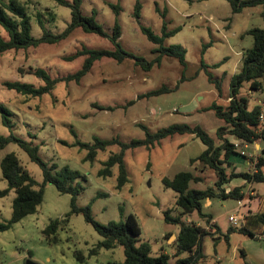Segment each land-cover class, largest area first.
<instances>
[{
  "label": "rangeland",
  "instance_id": "374dc122",
  "mask_svg": "<svg viewBox=\"0 0 264 264\" xmlns=\"http://www.w3.org/2000/svg\"><path fill=\"white\" fill-rule=\"evenodd\" d=\"M8 1L0 0L1 3ZM18 2L29 16L33 38L42 36V27L56 35L70 23V10L54 0ZM136 3L140 6L139 19L133 16ZM113 6L119 7L117 15ZM261 11L258 6L234 15L225 0H82L84 16L93 17L108 35L117 23L123 50L147 63L157 57L154 53L157 46L146 39L141 29H150L154 35L161 36L165 25L171 36L163 46L182 47L185 64L181 65L175 58L163 57L160 65L146 70L145 65H138L132 59L118 63L103 58L94 63L79 83H58L48 95L30 98L8 90L4 84L19 82L38 88L43 82L32 74L35 69L46 71L52 79L63 78L80 70L85 58L80 56L68 61V57L84 48H114L109 39L77 29L58 44L7 51L0 57V104L11 113L9 118L13 127H4L0 120V136L12 134L37 146L40 158L52 168L55 176L66 167L77 172L79 177L68 183L80 189L78 207L89 206L93 219L102 225L123 222L128 215H133L140 228L138 243L149 244L153 257L165 253L172 264L178 228L164 222V212L169 210L171 217H177L181 212L176 206V193L166 189L162 180H171L176 174L189 171L203 178L202 183H192L191 188H209L211 182L216 181L214 173L210 170L200 173V165L190 164V160L198 157L205 147L191 135H175L162 140L152 150H128L124 156L128 182L119 190L117 167L111 169L108 177L98 176L103 164L119 152V147L112 145L98 151L90 163L84 160L87 151L81 150L79 144L90 145L96 139L129 143L145 138L142 127L155 133L172 125L199 126L218 143L217 129L225 123L213 112L203 110L212 102L227 104L231 78L240 72L243 54L253 45L247 32L264 27ZM0 39L7 40L1 27ZM215 83L221 87L220 97ZM176 85L178 89L174 92L146 97L151 91ZM240 94L248 98L251 108L263 98L264 91L251 90L244 84ZM260 144L264 146L263 142ZM11 153L32 179L41 184L40 168L17 145L9 144L0 149V162ZM237 161L240 163L241 159L237 158ZM250 168L255 170L253 165ZM6 187L0 170V191ZM255 188L257 192H264L262 184H255ZM70 198L68 194L57 192L53 184H46L36 212L0 233V264H25L27 260L35 264H123L121 247L101 250L97 255L89 254L101 238L82 215L69 217L68 224L57 232L56 243L44 236L43 231L50 222L68 214ZM13 199V193L0 198V223L9 221ZM236 208L237 202L233 199H215L212 207L204 208L203 212L217 218L218 226L224 227L229 224V215L237 212ZM248 239L234 235L230 245L235 246V252L231 249L226 253L227 246L222 238L215 243L204 238L203 264H251L254 259L240 255L245 248L244 241ZM254 240L264 256V239ZM76 253L85 261L76 260Z\"/></svg>",
  "mask_w": 264,
  "mask_h": 264
},
{
  "label": "trees",
  "instance_id": "16d2710c",
  "mask_svg": "<svg viewBox=\"0 0 264 264\" xmlns=\"http://www.w3.org/2000/svg\"><path fill=\"white\" fill-rule=\"evenodd\" d=\"M58 5L67 7L70 10V23L59 34L53 35L45 31L40 38H33L30 34L29 16L25 8L19 4L18 0H9L8 3L0 2V27L6 32L7 40L0 39V57L7 51L27 50L37 48L41 44H58L67 39L75 30L80 29L86 34H94L109 39L114 50H88L86 48L76 54L68 57L72 61L80 56H84L83 64L76 73L59 79H52L50 75L42 70L35 69L32 74L39 78L43 85L35 88L29 84L19 82H6L4 86L8 90H13L21 96L30 98H41L51 93L58 83L76 82L79 83L84 78L95 62L103 58L112 59L118 63L125 59H132L136 64L146 66V70L154 65H160L163 57L175 58L181 65L185 64V50L180 46L165 48L164 41L171 36L166 32L163 25L161 36L154 35L150 29L142 28L141 32L146 39L157 46L154 53L157 57L147 63L144 59L134 56L123 50L119 43L120 27L114 24L110 35L104 32L102 27L97 24L93 17H86L81 12L82 0H54ZM232 14H239L244 9H250L260 6L262 8L261 17L264 23V0H225ZM115 14L119 12L118 6L112 7ZM134 18L139 19L140 6L136 3L133 13ZM253 39V45L248 49L241 59V68L238 74L233 75L228 90V101L226 105L212 102L210 106L203 111H211L215 117L225 123V126L217 129L216 143L199 126L172 125L167 128L150 133L146 128L144 130L145 138L143 140H132L129 143H122L117 139L110 141L95 140L93 144H79L81 150H86L85 161L92 163L98 151H104L106 148L116 145L119 152L110 156L103 164V168L98 172L100 177H108L111 169L117 167V189L128 182L127 171L125 168L124 156L128 150L144 148L152 150L164 139L175 135H191L199 140L205 147L202 153L195 159L190 160V164L200 165V173L210 170L214 173L216 181L213 187L205 190L191 188L192 183H202L203 178L199 175H193L191 172H180L171 180L164 178L163 186L166 189L174 191L177 195L176 206L180 209V215L171 217L170 211L164 212V222L174 225L178 228L176 240L174 242L175 261L173 264H203L205 255L203 253L202 241L204 238H214L218 236L224 240L227 246L230 245V236L232 234L240 235L249 239L264 238V196L261 197L260 209L256 214H251L247 210L244 223L240 226H230L226 233H221L218 226L210 225L212 219L210 215L203 213V206L206 199H233L236 202L245 198L242 188H233L228 193L222 188L230 180L242 179L247 184H264V149L256 159L255 170L245 173L235 174L233 171L227 174V166L230 165L229 158L236 154V143L239 146H248L254 142L264 143V133H257L259 107L255 105L250 108L248 98L240 94L244 84L254 91H264V27L262 29H251L247 32ZM207 47L203 48V52ZM216 66V65H215ZM178 89L161 87L146 94V97H156L162 94H168ZM217 95L222 94L221 87L215 83ZM10 112L0 104V120L4 127L11 129L13 127L10 120ZM233 139L235 142H230ZM9 144L17 145L29 158L36 164L42 172V183L37 184L29 173L25 170L19 159L13 154H6L0 162V170L3 180L6 182V189L0 191V198L14 194L12 202V213L9 221L0 223V233L9 230L12 225L20 222L23 218L36 212L43 200L44 188L46 184H53L60 194L70 195V210L61 220H54L44 229V236L51 242H57V232L61 226L68 224L69 217L72 215H82L84 221L91 225L101 240L89 252L90 255H97L101 250H114L117 247L123 249V264H170L169 256L160 253L158 256H151V248L147 243H138L140 235L139 225L133 215H128L122 222H111L102 225L96 222L90 211V207H78L77 198L80 189L72 186L68 181L73 182L79 177L77 172L69 170L67 167L62 169L56 176L52 174V168L49 167L39 156V148L31 142L19 139L10 134L6 137L0 136V149ZM241 156V155H240ZM243 157V156H241ZM247 205V204H246ZM197 215L200 219H206L205 227L198 226L194 221L187 222L186 218ZM76 260L84 262V257L75 254Z\"/></svg>",
  "mask_w": 264,
  "mask_h": 264
},
{
  "label": "crops",
  "instance_id": "0c3cea01",
  "mask_svg": "<svg viewBox=\"0 0 264 264\" xmlns=\"http://www.w3.org/2000/svg\"><path fill=\"white\" fill-rule=\"evenodd\" d=\"M229 140H230V142H235L233 139L229 138ZM260 143L261 142H259V141L258 142H254L253 144L248 145L247 148H243V146H239L240 148H238V150H236V154L237 155H233V156L234 157L236 156L237 158H240L241 162L239 163V161H237V158L235 160H233L234 158H233V156H231L229 158L230 165L227 166V170H226L227 174L229 175V173L232 172V171L235 174L245 173L247 171H250L251 170L250 167H251L253 161L260 156L262 149H264V146H262ZM244 150H247L246 153H245ZM241 151H243L245 153V155H242ZM240 155L243 156V157H241ZM243 165H244V168H241V166H243ZM211 183H212V185H210L209 187H213V182H211ZM262 185L264 187V184H262ZM238 187L242 188V192L245 195V198L242 200V201H245V204H247L246 208H245V211L248 212L247 210H250L252 215L256 214L259 211V209H260L261 197L264 196V192H260V191L257 192V190L255 188V184H252V183L251 184H247L244 180L239 179V178L230 180L222 188L225 190V193H228L231 189L238 188ZM255 194H257V195H255ZM212 205H213V200L206 199L205 203H204V206H203V209L204 208L210 209L212 207ZM236 211H237V208H236ZM204 214H206V213H204ZM206 215H210V214H206ZM195 216H197V215H193L191 217H195ZM211 218L212 219L210 220V225L218 226L217 218H214L212 216H211ZM185 221H187V222L194 221L198 226H201V227H205L206 226V223H205L206 219L197 218V220H193V219H190V218H186ZM230 226L231 225L228 224V225H226L224 227L218 226V228L221 231V233L224 234V233H226L227 229ZM234 235H236V234H232L230 236L229 242H231V240H232ZM210 239H211V241L213 243H215L218 240V236H215L214 238H210ZM248 240L249 241H244V245H245L244 247L245 248H244V250L240 251V255L242 256V258L246 257L248 259H252V260L254 259V261L251 264H264V256H263L261 250L254 243L255 240L254 239H248ZM231 249H232V251H231ZM225 251H226V253H229L230 251L234 253L235 252V246L232 247L231 245H229V246L226 247ZM203 253H204V250H203ZM243 264H245V263H243Z\"/></svg>",
  "mask_w": 264,
  "mask_h": 264
},
{
  "label": "built area",
  "instance_id": "2783aa9c",
  "mask_svg": "<svg viewBox=\"0 0 264 264\" xmlns=\"http://www.w3.org/2000/svg\"><path fill=\"white\" fill-rule=\"evenodd\" d=\"M257 105L259 107V113H258V125H257V133H264V96L262 99L258 100ZM248 146H243V148H247ZM239 145L236 143V150H238ZM242 155H245L243 151H241ZM256 159L253 161L252 165L255 166ZM246 204L245 201H237V212L233 213L228 217V222L231 226L237 227L244 223L245 216L247 212L245 211ZM258 240H263V237H258Z\"/></svg>",
  "mask_w": 264,
  "mask_h": 264
},
{
  "label": "water",
  "instance_id": "95a60500",
  "mask_svg": "<svg viewBox=\"0 0 264 264\" xmlns=\"http://www.w3.org/2000/svg\"><path fill=\"white\" fill-rule=\"evenodd\" d=\"M25 264H35V263H33V262L30 261V260H27V261L25 262Z\"/></svg>",
  "mask_w": 264,
  "mask_h": 264
}]
</instances>
